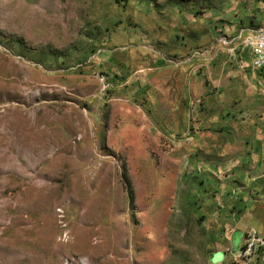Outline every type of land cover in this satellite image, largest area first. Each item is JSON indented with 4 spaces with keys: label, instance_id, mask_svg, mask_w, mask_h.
<instances>
[{
    "label": "rangeland",
    "instance_id": "1",
    "mask_svg": "<svg viewBox=\"0 0 264 264\" xmlns=\"http://www.w3.org/2000/svg\"><path fill=\"white\" fill-rule=\"evenodd\" d=\"M263 24L264 0H0V264H264L210 257L264 191Z\"/></svg>",
    "mask_w": 264,
    "mask_h": 264
},
{
    "label": "crops",
    "instance_id": "2",
    "mask_svg": "<svg viewBox=\"0 0 264 264\" xmlns=\"http://www.w3.org/2000/svg\"><path fill=\"white\" fill-rule=\"evenodd\" d=\"M260 134L259 137L264 140V131H259ZM258 146L256 147L257 150H260L259 154H256L255 160L257 161V164L260 165V173L256 175L255 177L259 181H264V143H258ZM256 196L253 198L252 205L248 207L245 219H241L237 221V227L234 230H230L229 233L225 234V237H223L220 241H218L215 245V248L211 250V259L215 255L222 254L224 256V259L235 257L238 255V251L243 246L245 241V235L250 229H255L253 227H257L255 223L247 220L246 218L249 217L250 213H255L259 219H261L260 223H257L259 226V232L264 234V191L256 190ZM254 204L258 205L259 207H262V210H257V207H254ZM254 207V208H253ZM236 232H238L236 234ZM237 240V244H235L234 240ZM257 258H262L264 256V248L258 250L256 253ZM222 263V262H221ZM220 264V263H219Z\"/></svg>",
    "mask_w": 264,
    "mask_h": 264
},
{
    "label": "built area",
    "instance_id": "3",
    "mask_svg": "<svg viewBox=\"0 0 264 264\" xmlns=\"http://www.w3.org/2000/svg\"><path fill=\"white\" fill-rule=\"evenodd\" d=\"M248 46L251 49L256 66L264 68V37L257 36V38L249 39ZM262 247H264V234L256 229H250L245 235V241L238 251V256L251 258Z\"/></svg>",
    "mask_w": 264,
    "mask_h": 264
},
{
    "label": "bare ground",
    "instance_id": "4",
    "mask_svg": "<svg viewBox=\"0 0 264 264\" xmlns=\"http://www.w3.org/2000/svg\"><path fill=\"white\" fill-rule=\"evenodd\" d=\"M257 36L258 37H264V24L262 25V27L260 29H258L257 33L255 35H253V37H249V39L257 38ZM249 39H247V40H249Z\"/></svg>",
    "mask_w": 264,
    "mask_h": 264
},
{
    "label": "trees",
    "instance_id": "5",
    "mask_svg": "<svg viewBox=\"0 0 264 264\" xmlns=\"http://www.w3.org/2000/svg\"><path fill=\"white\" fill-rule=\"evenodd\" d=\"M131 196V195H130ZM132 198V197H131Z\"/></svg>",
    "mask_w": 264,
    "mask_h": 264
}]
</instances>
